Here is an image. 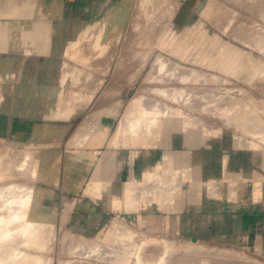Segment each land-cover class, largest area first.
<instances>
[{
  "label": "rangeland",
  "instance_id": "rangeland-1",
  "mask_svg": "<svg viewBox=\"0 0 264 264\" xmlns=\"http://www.w3.org/2000/svg\"><path fill=\"white\" fill-rule=\"evenodd\" d=\"M68 1L69 4L76 2ZM107 1L108 6L107 3L103 6L105 8L101 9L99 16L122 3V0ZM14 2L22 4L24 0ZM128 11L123 30L119 31L118 44L101 56V60L95 61L97 59L94 58L88 65H83L65 58L68 68L83 71L76 87L66 90L67 106L70 104L78 110L76 123L80 131H77L88 132L91 127L88 118L94 114L114 116L117 127L126 117L138 116L135 109L131 113L129 111L135 108L134 100L150 98L151 101H143L145 107L149 108L151 104L153 107L154 104L149 109L165 112L162 116H154L158 123L154 127L161 124L159 119L175 116L181 119L179 122L194 128L224 133L231 146L243 152L244 162L249 161L247 154H258L261 157L259 165L264 168V43L261 42H264V0H131ZM56 26L62 27L64 23ZM243 30L248 34L241 36L245 33ZM256 41L261 44L256 45ZM159 56L163 61L183 67L185 74L180 77L175 71H171L172 74L168 72L170 75L156 73L155 70L154 73ZM233 60L236 65L231 62ZM218 62H223V66ZM173 74L178 78L170 77ZM225 107L230 109L227 110L228 115ZM68 133L74 135L75 130ZM12 150L4 148L0 154L3 165L0 175L4 177L0 188L14 182L27 183L35 189L48 187L42 184L44 179L32 178L29 169L24 174L15 170L14 165L27 150L23 147ZM33 150L31 167L37 171L46 170L50 175L52 171L54 173L53 164L49 168L46 166L48 161L46 163V155L42 154L43 147L36 145ZM67 150L69 158L76 149L68 146ZM228 155L234 153L228 152ZM10 159H15L12 166L7 161ZM85 180L86 188L90 173ZM49 189L43 190L49 195L39 205H33L31 210H25L20 206L21 202L14 201L12 211H3L4 221L15 213L31 216L34 213V218L40 220L44 217V222L42 230L35 234L33 244L24 246L23 241L15 243L12 240V244L8 240V246L12 245V250L19 251L20 255L16 257L18 252L11 251L14 262L7 256L5 259L1 257L4 259L1 264H149L153 261L154 264L158 262L155 259L163 255V264H220L223 261V264L230 261L229 264H264V233H259L258 239L246 234L243 238H234L233 234L226 236L220 232L210 237H195L192 232H183L180 227L172 226L173 223L167 228L161 227L160 221H149L142 226L143 222L110 210L102 216H93L91 207L85 205L81 208L75 202H71L64 212L59 207L62 201L54 197L55 189ZM30 195L31 192L25 196L29 198ZM163 196L169 199L167 194ZM108 201L111 202L110 199ZM114 231L122 240L123 236L125 239L127 236V240L131 236V244H123L125 241L114 236ZM14 245L17 249H13ZM9 247H3L0 252L8 251ZM102 247L109 256L97 255Z\"/></svg>",
  "mask_w": 264,
  "mask_h": 264
},
{
  "label": "crops",
  "instance_id": "crops-1",
  "mask_svg": "<svg viewBox=\"0 0 264 264\" xmlns=\"http://www.w3.org/2000/svg\"><path fill=\"white\" fill-rule=\"evenodd\" d=\"M99 7L95 0H76L75 4L68 0H24L22 4L0 0V15H5L0 17V154L4 148L12 152L14 147H23L33 161L31 152L37 145L43 147L48 168L53 164L56 169L58 158L57 173L45 177L42 184L49 191L55 189L54 197L62 201L59 207L64 212L75 202L81 208L91 207L93 216L110 210L143 222L142 226L160 221L161 227L167 228L173 223L195 237L220 232L234 238L246 234L258 239L259 233H264L261 157L247 154L249 161L244 162L243 152L231 146L226 134L194 128L173 116L159 119L160 125L150 133H140L138 138L123 136L125 140L119 144L121 130L133 117H126L115 127L116 118L108 114L90 115V129L79 133L78 110L67 106L66 90L76 87L83 71L68 68L65 58H69L67 51L75 42L98 25ZM61 22L64 26H56ZM72 130L75 134L70 133L72 137L67 139ZM68 146L76 149L69 158ZM1 162L2 155L0 172ZM154 168L161 176L170 170H181L184 176L176 181L160 182L157 175L146 179ZM88 173L90 182L85 188ZM101 183L102 187L109 183L123 197L121 204L112 201V205L98 190L94 192L96 197L87 193ZM131 189L143 202L147 193L155 195L150 211H127L125 199ZM164 193L169 196L167 202L161 199Z\"/></svg>",
  "mask_w": 264,
  "mask_h": 264
},
{
  "label": "bare ground",
  "instance_id": "bare-ground-1",
  "mask_svg": "<svg viewBox=\"0 0 264 264\" xmlns=\"http://www.w3.org/2000/svg\"><path fill=\"white\" fill-rule=\"evenodd\" d=\"M101 0H95V2H99V12L101 11V9L103 8V6L107 3V0L103 1V2H100ZM130 1L131 0H122V3L120 6H117L115 8L111 7L109 8L100 18L99 20V23L98 25H96V27H93V30H89L86 34H84L83 36H81L76 42L75 44L67 51V56L73 60H75L76 62L80 63V64H83V65H88L89 63V60L93 61L95 60L94 58H96L97 60L95 61H98V59L101 57V56H104L108 51L109 49L112 47V46H115L118 44V41H119V38H120V32L121 29H122V26L125 24V19L126 17L128 16V8H129V5H130ZM102 3V4H100ZM132 6V5H131ZM127 8V9H126ZM123 30V29H122ZM245 30V29H244ZM243 30V31H244ZM248 30V29H246ZM249 31V30H248ZM122 32V31H121ZM245 33H241V36L245 34H248L247 31H244ZM252 34V33H251ZM243 36V37H244ZM249 37V36H248ZM252 38V37H251ZM263 38V37H261ZM246 39V38H245ZM249 39V38H248ZM253 39V38H252ZM264 39V38H263ZM262 39V40H263ZM247 40V39H246ZM255 40V38L253 39ZM249 41V40H247ZM251 41V40H250ZM249 41V42H250ZM252 42V41H251ZM258 42V43H257ZM262 44L264 43L263 41H261ZM256 45L259 44V41H256L255 43ZM254 44V45H255ZM261 44V43H260ZM259 44V45H260ZM264 45V44H263ZM112 50V49H111ZM114 50V49H113ZM116 50V48H115ZM110 53V52H109ZM108 53V54H109ZM112 54V53H111ZM115 54V53H114ZM110 55V54H109ZM114 56V55H113ZM101 60V58H100ZM99 60V61H100ZM105 60V59H104ZM157 60V63L154 65V69H153V72L154 70L157 72H161V73H168V72H171V71H175L177 72V75H180V77L183 76V74H185L186 70L183 69V67L181 66H175V64H172V63H168V61H163L162 60V57L159 56ZM91 61V62H92ZM110 61V60H109ZM90 62V63H91ZM102 62L103 59H102ZM233 64L236 65L235 61H231ZM95 63V62H94ZM101 63V61H100ZM111 63V62H110ZM110 63H109V66H110ZM218 65L219 64H223V62H218L217 63ZM93 65V64H92ZM98 65V64H96ZM101 66V65H100ZM220 66V65H219ZM223 66V65H222ZM107 67V66H106ZM228 67V66H226ZM152 73V72H151ZM155 73V72H154ZM169 74V73H168ZM167 74V75H168ZM172 74V72L170 73ZM169 74V75H170ZM236 74V73H235ZM152 75H157V74H152ZM168 75V77H169ZM175 74H173V76H170V77H174ZM177 75L174 77L176 78ZM154 77V76H153ZM155 78V77H154ZM178 78V77H177ZM150 79V78H149ZM166 94V93H165ZM168 94V93H167ZM166 94V97H169L168 95ZM198 98V97H197ZM150 101L151 99L148 98ZM147 98L143 100V98H140V99H136L134 100V107L130 108V113L133 112V110L135 109V113L138 115L137 117H133L135 119H133L132 117H128L130 120L132 118V120L128 121V125L127 127L124 126V129H122V133L120 134V139L117 141V143L121 144L123 142V140H125L123 138V136L125 135H130L132 138H138L140 136V133H149L152 131V129L154 128V126L157 123V117H159L160 115L162 116L164 113L162 111H159L156 107V109H149L150 107L153 108L154 107V104H153V107H152V104L149 108L145 107V105L143 104V101L145 103V101L148 100ZM201 99V98H200ZM198 100V99H197ZM148 101V102H150ZM146 102V103H148ZM152 102H153V99H152ZM154 103V102H153ZM133 104V103H132ZM164 106V105H163ZM203 107V106H202ZM163 107H161L160 109H162ZM204 109V108H202ZM165 110V109H164ZM227 110H230L229 108ZM227 110H226V107H225V114L228 115L227 113ZM223 111H224V108H223ZM223 111H221V115L223 113ZM167 112V111H166ZM129 113V112H128ZM225 115V116H226ZM154 116H157V117H154ZM223 116V115H222ZM127 124V122H126ZM119 129V128H118ZM121 129V128H120ZM119 131V130H118ZM117 134V133H116ZM142 135V134H141ZM143 136V135H142ZM127 137V136H126ZM143 145V144H141ZM147 145V144H146ZM24 152H22L23 154ZM16 160H18L17 158H15ZM14 159V160H15ZM20 159V158H19ZM11 160V161H10ZM9 160V165L12 166V162L14 161L13 159H10ZM13 160V161H12ZM21 161H18L20 163L17 164V168H18V172L21 170L23 171L22 174H24V172L28 173V169L30 170V174L31 176L34 177V179H44L45 177L46 178H52V175L56 174V172L53 173V171L51 172V175L48 174L46 172V170H40V171H37L35 170V168H32L31 167V155L30 153L28 152H25L24 155H23V158L20 159ZM15 162V161H14ZM13 162V163H14ZM55 162H58V158L55 160ZM54 162V163H55ZM14 165V164H13ZM33 165V164H32ZM10 166V167H11ZM34 166V165H33ZM56 166V169H57V163L55 164ZM15 167V165H14ZM13 167V169H14ZM15 167V168H16ZM31 167V169H30ZM12 168V167H11ZM44 168V167H43ZM148 170V169H147ZM152 170V169H151ZM167 170V169H166ZM56 171V170H55ZM154 171V173H149V174H146V179H149L151 180V177H154L155 175L159 176V179H160V182H162V180L164 181L165 179L166 180H175V178H181L184 176V172H182L181 170H170L169 174H166L167 172L163 173L162 176L161 175H158V171L159 169L157 170L156 168H154V170H152V172ZM150 172V171H149ZM25 173V174H26ZM148 173V172H147ZM2 177V175H0V178ZM32 177V178H33ZM51 181V180H50ZM154 181V180H153ZM176 181V180H175ZM150 182V181H149ZM56 183V182H55ZM110 183V182H109ZM107 183L106 185L104 184V186L102 187L103 183H101V186L100 185H94L93 188H89L88 189V192L89 194L93 195L96 197V193H94L95 191H99V193H103L106 197H108L110 200H111V204H112V201H113V204L114 203H119L121 204V199L123 198L122 196H120L119 194L116 193V191L112 190L111 189V185ZM159 183V181H158ZM148 184V183H147ZM161 184V183H160ZM167 184V183H166ZM57 185V184H56ZM135 185V184H134ZM169 185V184H168ZM133 186V184H131V187ZM160 186V185H159ZM162 186V185H161ZM167 186V185H166ZM127 187H130L127 186ZM127 187H126V191H127ZM130 187V188H131ZM153 187V186H152ZM88 188V187H87ZM129 188V189H130ZM169 189V188H168ZM43 188H40V189H35L34 187H28L26 185H20V184H10L8 185L7 187H1L0 188V249H4L3 247H9L8 246V240H11V243L13 242L12 240L15 241H23L25 243L24 246L26 245H31L33 244L32 242L35 241L34 237H35V234L38 232V231H41L42 228H43V222H44V217H42L43 219H36L33 217V214L32 216L30 214H27L25 213L24 215L22 213H15L13 215H9L10 217H8L9 219L8 220H3L5 217L3 216V211H12V209L14 208V201H17V202H21L20 203V206L22 208H25V210H31L33 208V205L36 206L39 205V202L43 200L44 197H47L49 194H45ZM133 190L131 189V192ZM153 191V190H152ZM32 195H30V197L28 198V196H25L27 195L28 193H30ZM128 192V191H127ZM126 192V193H127ZM148 192V191H147ZM166 194V193H164ZM163 194V195H164ZM160 195V194H159ZM158 195V196H159ZM25 196V197H24ZM127 198L125 199V203H126V207H127V211H129L130 209H136V210H143L144 208L149 211L151 209V204L152 202H154L153 200V197L155 195L151 194V193H147L146 196H147V200L146 202H143V201H140L139 200V197L135 198L133 192L132 193H129V194H126ZM144 196V195H143ZM99 197V195L97 196ZM157 197V196H156ZM162 197V196H161ZM158 198V197H157ZM160 198V197H159ZM158 198V199H159ZM163 200V202L167 201V196H163L161 198ZM160 200V199H159ZM139 202H140V205H139ZM112 204V205H113ZM162 204V203H161ZM164 204V203H163ZM162 204V205H163ZM168 204V203H167ZM161 205V206H162ZM171 205V204H170ZM115 206H118V205H115ZM125 207V205H124ZM120 208V207H118ZM114 209H116L114 207ZM129 209V210H128ZM119 210V209H117ZM121 210V209H120ZM135 210V211H136ZM16 216V217H15ZM22 216V217H21ZM3 227H2V225ZM117 229V228H116ZM118 231V229H117ZM116 231V232H117ZM115 232V231H114ZM115 232V235L114 236H117L120 238L119 235H117V233ZM120 232V231H119ZM118 232V233H119ZM122 234H123V231H121ZM131 231H129L130 233ZM120 234V235H122ZM126 235V234H124ZM112 236V237H114ZM123 236V235H122ZM128 236H130L128 234ZM115 238V237H114ZM118 238V240H119ZM132 238L131 236L129 237V239ZM121 239V238H120ZM129 239L127 240V236H126V239L124 238L123 236V241L124 242L123 244H131L129 243ZM127 240V241H126ZM5 241V243L7 244H4L3 242ZM7 241V242H6ZM122 241L119 240V242L121 243ZM22 242V243H23ZM116 243V239L114 241ZM118 242V243H119ZM127 242V243H126ZM10 243V242H9ZM13 244V243H12ZM121 245L124 247V245ZM92 245V244H91ZM95 245V244H94ZM98 244H96V246H98ZM100 246H102L100 244ZM99 246V248H100ZM13 247L12 245H10L9 247V250H10V253L7 254V252L9 251H1L3 252L1 254L0 252V264H1V261L5 259V257L9 256V258H13L12 260L10 259V261H13L14 262V256H13V252L11 253V251H14L12 250ZM17 247V246H16ZM15 245H14V248H16ZM105 247V245L103 246ZM102 247V250H100L97 255L100 256H109L107 250L106 249H103ZM110 248V247H109ZM17 249V248H16ZM112 249V248H110ZM118 249V248H117ZM141 249V248H140ZM104 250V251H103ZM115 250V249H114ZM109 251V250H108ZM14 252H18L17 255H15L16 257H18L20 255V252L19 251H14ZM115 253V251H114ZM141 255V254H140ZM13 256V257H12ZM113 256V254H112ZM142 256V255H141ZM140 256V257H141ZM164 256V255H163ZM161 257V258H157L155 260H157L158 264H163L164 262V257ZM1 257H3L4 259H2ZM7 258V259H9ZM106 258V257H105ZM103 259V258H102ZM139 259V258H138ZM160 259V260H158ZM140 260V259H139ZM138 260V261H139ZM142 260V259H141ZM146 260V259H145ZM144 261V259L142 260ZM227 261V260H226ZM141 262V261H139ZM154 262V261H153ZM153 262H149L153 264ZM228 262V261H227ZM31 263V262H30ZM34 263V262H33ZM144 263V262H143ZM143 263H140V264H143ZM156 262L154 264H157ZM223 263H225V261H223ZM220 262V264H223ZM231 263V261L229 262ZM227 263V264H229ZM3 264V262H2Z\"/></svg>",
  "mask_w": 264,
  "mask_h": 264
},
{
  "label": "flooded vegetation",
  "instance_id": "flooded-vegetation-1",
  "mask_svg": "<svg viewBox=\"0 0 264 264\" xmlns=\"http://www.w3.org/2000/svg\"><path fill=\"white\" fill-rule=\"evenodd\" d=\"M107 2H109V1H107ZM107 5H108V3H107Z\"/></svg>",
  "mask_w": 264,
  "mask_h": 264
}]
</instances>
